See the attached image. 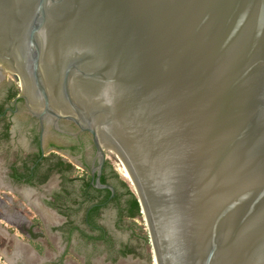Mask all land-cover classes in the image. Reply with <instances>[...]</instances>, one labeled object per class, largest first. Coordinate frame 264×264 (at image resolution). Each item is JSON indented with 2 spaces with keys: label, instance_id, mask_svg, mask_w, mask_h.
Here are the masks:
<instances>
[{
  "label": "water",
  "instance_id": "1",
  "mask_svg": "<svg viewBox=\"0 0 264 264\" xmlns=\"http://www.w3.org/2000/svg\"><path fill=\"white\" fill-rule=\"evenodd\" d=\"M0 58L112 190L97 129L115 143L160 264H264V0H0Z\"/></svg>",
  "mask_w": 264,
  "mask_h": 264
},
{
  "label": "rangeland",
  "instance_id": "2",
  "mask_svg": "<svg viewBox=\"0 0 264 264\" xmlns=\"http://www.w3.org/2000/svg\"><path fill=\"white\" fill-rule=\"evenodd\" d=\"M7 75L10 82L19 87L12 73L8 71ZM20 107L18 113L24 117L27 109L21 103ZM105 150L110 162L107 183L113 187L116 200L103 207L99 220L105 226L110 242L94 245L76 230L72 231L67 246L64 235L60 234L59 242L51 239V228L41 221L39 211L26 203L19 189L9 190L0 185V264H157L145 215L142 211L136 216L130 215L131 193L136 194L137 191L128 177L127 169L116 153ZM61 152L58 151L59 154ZM66 159H70L69 156ZM73 168L72 174L76 180L68 193L78 197L83 184L81 177L88 178L91 172L77 164ZM121 180L127 186L121 184ZM71 213L75 224L89 232L82 220L84 209L72 210ZM19 238L24 241L22 248L17 247ZM28 243L42 248L38 250L40 256L30 254L32 248ZM128 248L132 252L123 255L122 250Z\"/></svg>",
  "mask_w": 264,
  "mask_h": 264
},
{
  "label": "crops",
  "instance_id": "3",
  "mask_svg": "<svg viewBox=\"0 0 264 264\" xmlns=\"http://www.w3.org/2000/svg\"><path fill=\"white\" fill-rule=\"evenodd\" d=\"M18 88L14 83L10 82L7 74L0 82V185L9 190L19 189V193L23 195L26 203L33 209L36 208L39 211L41 221L45 223L46 227L49 226L51 228L49 233L51 239L55 238L59 242L60 234L61 236L64 235L66 239L65 246H67L72 236V231L76 230L94 245L99 242L105 244L110 242L108 233V238L104 240L90 239L87 235L98 236L99 233L84 222V225L91 231L86 232L80 225L75 224L73 220L71 211L80 207L77 203H73L75 197L68 193V189L73 185V181L68 179L74 178L72 174L74 168L61 171L58 166L61 162L73 161L66 159L67 155L63 153H61L59 158L46 143L42 149H37L29 147L25 137L17 140L14 135H10L11 131L8 128L10 116L16 113L20 106L17 98L21 90ZM72 165H75V163H72ZM59 194L62 197V201L57 198ZM77 198L80 199L79 196ZM74 205L75 207H73ZM98 222L105 228L99 219ZM51 224H54L53 228ZM23 244L24 241L20 239L17 247L22 248ZM28 244L32 248L30 254L40 256L38 250L42 248L39 245Z\"/></svg>",
  "mask_w": 264,
  "mask_h": 264
},
{
  "label": "flooded vegetation",
  "instance_id": "4",
  "mask_svg": "<svg viewBox=\"0 0 264 264\" xmlns=\"http://www.w3.org/2000/svg\"><path fill=\"white\" fill-rule=\"evenodd\" d=\"M19 98H17V102H20L27 109V114H23L24 117H22L18 113L19 109L22 108L19 106L18 111L10 116L8 125L11 131L10 135H14L17 140L21 139V136L25 137L29 147L37 149H42L46 143L59 158L61 154H58V151H62L61 153L66 154L67 157L69 156L71 161L73 160L70 163H76L83 166L84 169L90 170L91 181L95 187L102 188L97 183L96 178L93 179V174L97 177L99 173L101 158L97 152L92 134L84 130L76 121L66 118L45 117L41 122L40 118L29 109L26 100ZM109 163L106 158L102 174H107Z\"/></svg>",
  "mask_w": 264,
  "mask_h": 264
},
{
  "label": "trees",
  "instance_id": "5",
  "mask_svg": "<svg viewBox=\"0 0 264 264\" xmlns=\"http://www.w3.org/2000/svg\"><path fill=\"white\" fill-rule=\"evenodd\" d=\"M59 168L61 171L69 170L70 168H73L74 165L72 163L67 162H61V164H58ZM118 176V173H116ZM92 177L84 178L81 177V180L83 184L80 187L79 191V198L75 197L73 203L78 204L80 207L79 209H84L85 215H84V222L86 223L87 226H89L91 229L96 230L99 235L94 236V235H87L90 239L92 240H97V239H106L107 237V232L106 229L100 225L98 222V219L101 216L102 208L109 204L110 202L116 200V196L113 195L112 189L109 187H102V188H97L95 187L94 183L91 181ZM71 181H75L76 177L68 179ZM100 182L102 184H107V174L103 173L100 178ZM121 184L124 186L126 185V182L124 180L120 181ZM132 194V199H131V208H130V215L131 216H136L138 214H141L142 206L139 202V197L138 193H131ZM57 198L62 201V197H60V194L57 195ZM132 252V249L128 248L125 250H122L123 255H127Z\"/></svg>",
  "mask_w": 264,
  "mask_h": 264
},
{
  "label": "bare ground",
  "instance_id": "6",
  "mask_svg": "<svg viewBox=\"0 0 264 264\" xmlns=\"http://www.w3.org/2000/svg\"><path fill=\"white\" fill-rule=\"evenodd\" d=\"M0 64L2 66H4V68L6 69V72L9 71L12 74L17 72L16 74L19 75V85L22 88V93H24L23 82H22V78H21V75H20L19 71L16 68H14L11 64H9L7 61H5L4 59H1V58H0ZM97 131L99 133V139H100V142H101V146L103 147V150L105 151V149H104V147H105L107 150L116 153L118 158L121 159V161L124 163V166L127 169L128 177L131 178L132 183H133V185H134V187H135V189H136V191L138 193V197H139L138 199H140V194H139V192L137 190V185L135 183V179H134V176L132 174V171L130 170V168L128 166V163L126 162V160L124 159L122 154L119 152V150L116 147L115 143L107 136V134L104 131H102L101 129H97ZM106 154H107V152H106ZM141 211L145 215V218H146V221H147V225H148V228H149V232H150L151 242H152V245L154 247V239H153V235L151 234V225L149 223V219H148V216H147V211L145 210L144 206H142V210ZM154 250H155V247H154ZM155 255H156L157 264H160V260H159V258L157 256L156 250H155Z\"/></svg>",
  "mask_w": 264,
  "mask_h": 264
}]
</instances>
